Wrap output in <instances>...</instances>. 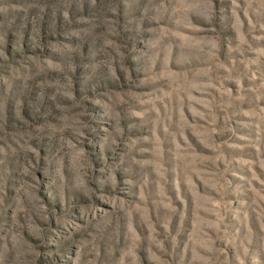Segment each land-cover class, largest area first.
I'll return each instance as SVG.
<instances>
[{
  "label": "rangeland",
  "instance_id": "1",
  "mask_svg": "<svg viewBox=\"0 0 264 264\" xmlns=\"http://www.w3.org/2000/svg\"><path fill=\"white\" fill-rule=\"evenodd\" d=\"M0 264H264V0H0Z\"/></svg>",
  "mask_w": 264,
  "mask_h": 264
}]
</instances>
